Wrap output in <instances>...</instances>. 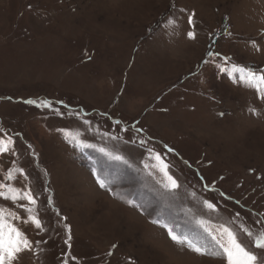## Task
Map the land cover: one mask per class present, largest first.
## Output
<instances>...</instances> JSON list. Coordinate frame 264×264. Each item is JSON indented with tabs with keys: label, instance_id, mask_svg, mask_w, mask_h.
<instances>
[{
	"label": "rangeland",
	"instance_id": "rangeland-1",
	"mask_svg": "<svg viewBox=\"0 0 264 264\" xmlns=\"http://www.w3.org/2000/svg\"><path fill=\"white\" fill-rule=\"evenodd\" d=\"M234 67L264 74V0H0V183L27 185L47 229L13 221L47 241L14 264H226L168 234L211 252L221 224L264 264L239 227L264 229V93Z\"/></svg>",
	"mask_w": 264,
	"mask_h": 264
},
{
	"label": "snow or ice",
	"instance_id": "snow-or-ice-1",
	"mask_svg": "<svg viewBox=\"0 0 264 264\" xmlns=\"http://www.w3.org/2000/svg\"><path fill=\"white\" fill-rule=\"evenodd\" d=\"M194 16L192 13L188 16V24L194 25ZM187 36L189 39L195 38L194 31H188ZM208 55L211 57L213 55H219L218 53L209 52ZM233 71L240 73L239 82L247 83L249 86L255 88L258 93H264V88H261V85L264 84V74L257 75L254 72L248 71L245 72L243 69L233 68ZM264 98V95H262ZM26 104H36L38 107H51L50 102L40 101L38 104L34 100L24 101ZM255 111V110H253ZM66 135H69L66 133ZM14 140L11 136H8L6 139L0 138V154L7 153L11 150V146L14 145ZM141 145L145 142L140 141ZM86 147H91V145H85ZM167 147V146H166ZM103 152L104 149H99ZM169 152L174 151L171 148H168ZM149 159L154 160L156 163L152 167L158 168L164 178V187L168 190H175L179 187L177 180L173 175L169 173V165L164 163L161 155L159 153H154L151 148L148 149ZM12 154H15L14 150ZM110 158L120 161L123 158L119 155L112 156L108 154ZM126 163V161H125ZM185 163H187L185 161ZM149 165L145 164V168H148ZM17 172L24 179H27V176L24 175L23 169H16ZM151 174V173H149ZM15 179L13 175V170L9 169L7 175L3 177L4 181H10ZM101 187H105V184L102 181H98ZM24 191H21L19 188L13 187L11 184L0 183V199L11 200L16 207L21 208L27 214L26 217H21L17 212L12 209H8L0 206V264H14L17 260L20 253L28 251L34 252V249L37 245L41 243H47V241H32L30 240L17 226L13 221L22 223V224H31L37 230V234L44 233L47 229L44 227L42 220L39 218L36 209L34 206L37 204V200L34 198L33 192L31 189H28L25 185ZM221 196H225L223 192L220 193ZM26 201V204L17 203L18 201ZM49 203H51V198H49ZM204 206L211 210L215 211V205L207 200L204 202ZM59 215V214H57ZM239 216V213H237ZM61 219H66L61 217ZM202 226L206 223L201 220L198 221ZM240 231L246 234L249 238L253 239V244L256 249H264V229H262L258 234H255L243 224L240 226ZM64 228L67 231V237L64 239L63 243L71 248V233L70 228L67 224H64ZM205 231L208 232L210 241L212 243L213 250L209 252L207 246L194 245L187 238L178 237L170 229L169 236L170 238L181 244H187V246L194 252L201 255H219L222 256L226 264H260L259 258L255 252L251 251L249 248L245 247L243 243L239 240L238 234L232 228L225 226L223 224L219 225L214 231L205 228ZM115 247V245H113ZM108 255H112L111 252ZM69 259L76 261V257H69L68 254L64 255L62 264H69ZM78 264V262H77Z\"/></svg>",
	"mask_w": 264,
	"mask_h": 264
}]
</instances>
